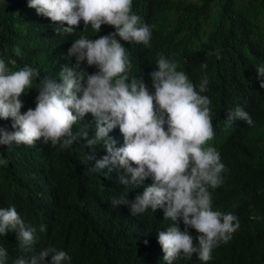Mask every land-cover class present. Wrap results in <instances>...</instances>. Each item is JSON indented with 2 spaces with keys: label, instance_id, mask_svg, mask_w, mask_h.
I'll return each mask as SVG.
<instances>
[{
  "label": "trees",
  "instance_id": "16d2710c",
  "mask_svg": "<svg viewBox=\"0 0 264 264\" xmlns=\"http://www.w3.org/2000/svg\"><path fill=\"white\" fill-rule=\"evenodd\" d=\"M132 2V12L151 27L152 36L147 47L121 41L131 63L129 78L143 76L149 82L148 73L156 67L158 54L176 62L197 91L201 79L208 78L203 95L211 100L215 133L208 146L217 149L226 169L222 185L209 189L213 210L235 214L240 226L227 243L213 249L206 264H264V88L255 68L264 65V0ZM56 26L29 8L27 0H0V58L14 59L16 65H10L14 69L29 65L41 76L56 78L62 65L75 64L74 57H67V49L81 34L83 22L75 36L57 35ZM112 31L111 26L102 25L99 33L89 27L83 34L97 38ZM15 48L21 50L19 56ZM36 94L30 89L21 97L22 113L35 107ZM236 107L250 114L253 125L241 120L225 123L226 113ZM84 122L93 123L91 114ZM11 123V119H0V127L9 131H13ZM80 126L74 125L73 130ZM88 133L89 138L94 136V123ZM109 136L117 146L123 144L118 128ZM90 154L83 140L63 150L44 144L43 138L33 147L0 145V160L6 161L0 163V208L15 206L21 218L36 228L31 250L19 246L14 231L0 236V247L8 253L4 264L50 246L65 251L70 264H166L157 234L172 222L163 219V210L148 209L132 216L127 207L111 203L121 195L133 199L152 183L151 178L130 190L118 183L122 170L90 171L95 163L87 160ZM105 154L97 145L96 158ZM175 223L183 230L182 220ZM42 224L46 225L43 232ZM189 232L195 243L198 233ZM173 264L204 262L194 254L190 260L181 257Z\"/></svg>",
  "mask_w": 264,
  "mask_h": 264
},
{
  "label": "clouds",
  "instance_id": "9594fccd",
  "mask_svg": "<svg viewBox=\"0 0 264 264\" xmlns=\"http://www.w3.org/2000/svg\"><path fill=\"white\" fill-rule=\"evenodd\" d=\"M27 6L56 24L57 35L75 36L81 22L83 29L67 49V57H74L75 64L62 65L56 78L41 76L29 65L14 69L10 67L16 65L14 59L6 62L0 58V119H11L13 129L0 127V145L7 149L21 144L33 147L43 138L44 144L63 150L83 140L91 150L87 160L95 161L90 171L107 168L108 174L113 168L122 170L118 183L130 190L150 177L152 183L145 185L142 193L133 199L128 194L112 198V205L127 207L132 216L162 209L163 219L172 222L157 234L166 264L181 257L190 260L194 254L206 264L212 259L213 249L227 243L240 226L235 214L213 210L209 189L222 185L226 169L217 149L208 146L215 133L211 100L203 95L207 76L201 79L197 91L176 62L158 54L156 67L148 73L150 86L143 76L129 78L131 63L121 41L147 47L152 36L151 27L132 12V0H27ZM102 25L114 31L97 38L83 34L89 27L99 33ZM14 53L19 56L21 50L15 48ZM89 67L96 70L90 73ZM255 68L264 88V65ZM30 89L37 93L35 107L22 113L21 97ZM87 114H91L95 126L91 138L88 129L93 123L84 122ZM224 120L226 124L235 120L249 126L254 123L241 107L228 111ZM78 123L81 126L74 131ZM116 128L123 137L121 146L109 136ZM97 145L106 152L99 159L95 155ZM178 219L183 222V230L175 223ZM189 229L198 233L195 243ZM45 230L46 225H40V231ZM9 231L16 233L22 249H32L36 228L21 218L15 206L0 208V236ZM7 256L6 249L0 247V264ZM70 261L65 251L50 246L40 252H25L11 264Z\"/></svg>",
  "mask_w": 264,
  "mask_h": 264
}]
</instances>
